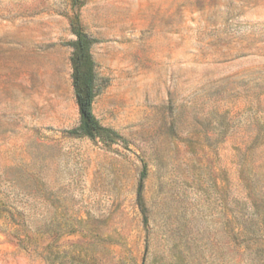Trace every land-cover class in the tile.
<instances>
[{
	"label": "rangeland",
	"instance_id": "rangeland-1",
	"mask_svg": "<svg viewBox=\"0 0 264 264\" xmlns=\"http://www.w3.org/2000/svg\"><path fill=\"white\" fill-rule=\"evenodd\" d=\"M0 264H264V0H0Z\"/></svg>",
	"mask_w": 264,
	"mask_h": 264
},
{
	"label": "trees",
	"instance_id": "trees-1",
	"mask_svg": "<svg viewBox=\"0 0 264 264\" xmlns=\"http://www.w3.org/2000/svg\"><path fill=\"white\" fill-rule=\"evenodd\" d=\"M70 26L71 32L75 36V40L70 44L72 47L70 65L73 94L78 109L79 122L69 132L78 136L100 140L107 144L124 142L118 132L103 126L93 111L94 101L104 86L102 79L97 73L96 63L91 54V47L97 40L83 30L77 17L71 19ZM145 178L146 165L144 164L137 190V205L142 214L143 222L146 224L148 211L142 195Z\"/></svg>",
	"mask_w": 264,
	"mask_h": 264
}]
</instances>
